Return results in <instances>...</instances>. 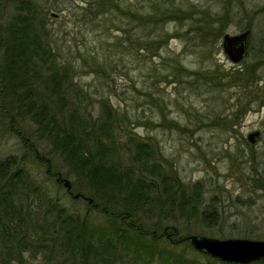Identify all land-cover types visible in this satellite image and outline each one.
I'll return each instance as SVG.
<instances>
[{
    "label": "rangeland",
    "instance_id": "obj_1",
    "mask_svg": "<svg viewBox=\"0 0 264 264\" xmlns=\"http://www.w3.org/2000/svg\"><path fill=\"white\" fill-rule=\"evenodd\" d=\"M43 1L58 4L48 10V29L55 51L74 65V80L89 94L83 104L96 110L100 98H108L119 116L127 117L122 125L151 140L163 164L177 171L185 187L199 183L201 207L215 210L207 225L178 215L162 222L175 225L187 239L179 248H187L189 258L205 260L190 235L264 239V0L161 3L163 19L144 33L158 42L149 53L139 54L114 47L119 34L115 24L85 16L81 0ZM3 2L0 16L11 9L9 0ZM143 2L152 7L155 1H131ZM172 7L181 9L180 20L169 18ZM205 27L212 33L203 36ZM246 29L247 52L234 63L222 37ZM10 109L7 114L0 105V156L22 159L30 175L69 209L90 211L95 221L105 219L87 208L96 202L77 190L76 178L61 157L33 135L32 122ZM253 131L259 135L252 142L248 135ZM22 258V264H54L39 251L24 252Z\"/></svg>",
    "mask_w": 264,
    "mask_h": 264
},
{
    "label": "trees",
    "instance_id": "obj_2",
    "mask_svg": "<svg viewBox=\"0 0 264 264\" xmlns=\"http://www.w3.org/2000/svg\"><path fill=\"white\" fill-rule=\"evenodd\" d=\"M131 1L81 0L85 16L115 24L114 47L149 53L157 40L144 33L163 19L160 4L174 6V0H154L152 7ZM9 2L11 9L0 16V105L32 122L33 135L51 145L76 178L77 190L96 202L87 208L105 219L69 209L30 175L22 159L0 156V262L22 264L24 252L39 251L54 264H234L206 253L205 260L189 258L187 248H179L187 239L175 225L162 224L178 215L207 225L215 210L201 207L199 183L185 187L151 140L122 125L127 117L108 98H100L96 110L83 104L89 94L74 80V65L55 51L48 29V10L58 4ZM172 10L165 17L180 20L181 9ZM202 32L212 33L206 27ZM247 264H264V257Z\"/></svg>",
    "mask_w": 264,
    "mask_h": 264
},
{
    "label": "water",
    "instance_id": "obj_3",
    "mask_svg": "<svg viewBox=\"0 0 264 264\" xmlns=\"http://www.w3.org/2000/svg\"><path fill=\"white\" fill-rule=\"evenodd\" d=\"M249 30L239 34L231 35L226 33L223 36V49L229 59L236 63L241 61L247 51ZM259 131L249 133L248 138L253 142ZM65 186L71 189L69 180H65ZM80 196L79 193L75 197ZM91 201L92 198H89ZM192 246L203 253L217 258L221 261L234 264H247L264 257V239L247 237H228L218 238L209 236H198L196 234L189 236Z\"/></svg>",
    "mask_w": 264,
    "mask_h": 264
},
{
    "label": "flooded vegetation",
    "instance_id": "obj_4",
    "mask_svg": "<svg viewBox=\"0 0 264 264\" xmlns=\"http://www.w3.org/2000/svg\"><path fill=\"white\" fill-rule=\"evenodd\" d=\"M246 30H249V29H246ZM244 31H245V30H244ZM242 32H243V31H242ZM239 33H241V32H239ZM239 33H237V34H239ZM249 33H250V31H249ZM225 34H226V33H225ZM225 34H224V35H225ZM229 34H230V33H229ZM224 35H223V36H224ZM231 35H234V34H231ZM248 36H249V34H248ZM222 38H223V37H222ZM247 39H248V38H247ZM247 45H248V41H247ZM246 52H247V51H246Z\"/></svg>",
    "mask_w": 264,
    "mask_h": 264
}]
</instances>
